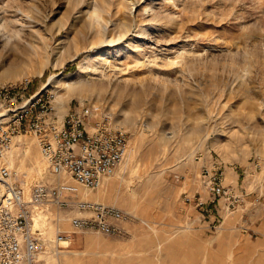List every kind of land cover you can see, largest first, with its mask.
Wrapping results in <instances>:
<instances>
[{"label":"rangeland","instance_id":"1","mask_svg":"<svg viewBox=\"0 0 264 264\" xmlns=\"http://www.w3.org/2000/svg\"><path fill=\"white\" fill-rule=\"evenodd\" d=\"M21 81L59 119L100 102L128 137L85 194L123 211L119 229L55 207L34 264H198L178 239L200 232V264H264V0H0V85ZM20 135L22 180L56 183Z\"/></svg>","mask_w":264,"mask_h":264},{"label":"built area","instance_id":"2","mask_svg":"<svg viewBox=\"0 0 264 264\" xmlns=\"http://www.w3.org/2000/svg\"><path fill=\"white\" fill-rule=\"evenodd\" d=\"M21 82L0 85V264H34L47 243L35 221L47 219L55 207L79 211L71 218L74 227L106 233L119 229L113 219L124 216L119 208L85 198L83 190L115 173L127 151L126 131L98 101L74 103L59 119L43 93L27 95ZM21 133L36 136L56 183L35 181L27 190L18 181L7 156Z\"/></svg>","mask_w":264,"mask_h":264},{"label":"crops","instance_id":"3","mask_svg":"<svg viewBox=\"0 0 264 264\" xmlns=\"http://www.w3.org/2000/svg\"><path fill=\"white\" fill-rule=\"evenodd\" d=\"M205 214L202 213V216L200 217V219L198 220V223L196 224V228L198 231H201L202 229H206V218L204 216ZM202 217L204 219H202ZM200 233H196V234H191V235H185L182 239H178L187 243V245L185 244V247H188L185 250V254L188 255V257L190 258L192 257H197L198 258V264L201 263V259L205 256V252H206V245H205V237H203L204 235ZM192 242V244H190ZM192 247V250H191ZM215 257H220V255L218 254V252L216 251V249H213L210 251ZM220 261V260H219Z\"/></svg>","mask_w":264,"mask_h":264},{"label":"bare ground","instance_id":"4","mask_svg":"<svg viewBox=\"0 0 264 264\" xmlns=\"http://www.w3.org/2000/svg\"><path fill=\"white\" fill-rule=\"evenodd\" d=\"M99 58H103V55H101ZM68 85V84H67ZM21 135L20 134H18V135H16L15 136V138H14V140L15 139H17L16 141L17 142H20L21 141V138H19ZM12 152V150L9 152V154H8V156H7V160H8V162H9V164L13 167V163H11L10 162V153ZM30 152V151H29ZM43 157V156H42ZM14 169H15V171L17 172V175L21 178V173H20V170H18L17 169V167H13ZM21 180H22V178H21ZM22 182H24L25 183V186L27 187V190H29V187L34 183H32V184H28L27 183V181H25V180H22ZM84 192H86V195H89V193L90 192H88V191H86V190H83ZM64 218V217H63ZM53 222H52V220H49V221H47V219L45 218V219H43V220H39V219H37L36 221H35V225L36 226H42V228H44V231L46 232V234H47V231L49 230V227H50V225L52 224ZM47 237L48 238H50L48 235H47ZM44 251V250H43ZM42 252V251H41Z\"/></svg>","mask_w":264,"mask_h":264}]
</instances>
